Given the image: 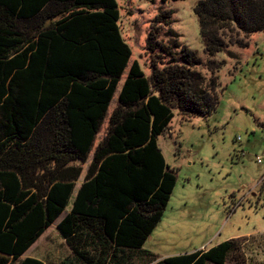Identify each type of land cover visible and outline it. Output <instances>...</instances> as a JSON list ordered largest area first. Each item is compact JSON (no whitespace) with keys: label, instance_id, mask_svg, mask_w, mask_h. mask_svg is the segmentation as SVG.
Returning a JSON list of instances; mask_svg holds the SVG:
<instances>
[{"label":"trees","instance_id":"obj_1","mask_svg":"<svg viewBox=\"0 0 264 264\" xmlns=\"http://www.w3.org/2000/svg\"><path fill=\"white\" fill-rule=\"evenodd\" d=\"M195 13L211 58L228 48L225 32H264V0H203ZM120 21L116 0H0V264H44L23 257L62 216L57 230L72 254L60 264L244 258L243 238L161 260L144 248L178 181L158 139L176 112L191 119L217 110L214 75L226 61L208 62L207 82L196 52L184 47L177 57L155 26L147 50L161 48L167 61L152 58L147 76L131 64Z\"/></svg>","mask_w":264,"mask_h":264},{"label":"rangeland","instance_id":"obj_2","mask_svg":"<svg viewBox=\"0 0 264 264\" xmlns=\"http://www.w3.org/2000/svg\"><path fill=\"white\" fill-rule=\"evenodd\" d=\"M116 1L123 38L133 53L131 64L138 62L147 76L152 73V58L167 61L161 48L153 53L147 50L155 26L159 28L157 40L171 47L177 57H181L184 47L196 52L202 61L196 70L207 82L213 77L208 62L226 61V66L214 75L218 77L217 110L205 118L191 119L176 112L170 129L158 139V146L178 181L162 221L144 248L161 260L243 238L248 243L239 264H264V32L249 37L237 30L225 32L228 48L211 58L195 13L203 0L167 4L161 0ZM246 44L248 47L242 48ZM122 84L109 114L117 106ZM107 128L108 119L95 149ZM91 159L92 156L82 165L83 176L77 188L84 181ZM71 208L72 202L67 212ZM62 218L23 258L60 264L71 256L57 230ZM227 264L235 263L229 260Z\"/></svg>","mask_w":264,"mask_h":264},{"label":"built area","instance_id":"obj_3","mask_svg":"<svg viewBox=\"0 0 264 264\" xmlns=\"http://www.w3.org/2000/svg\"><path fill=\"white\" fill-rule=\"evenodd\" d=\"M262 162V159L261 158H259V160H258V163H261Z\"/></svg>","mask_w":264,"mask_h":264},{"label":"crops","instance_id":"obj_4","mask_svg":"<svg viewBox=\"0 0 264 264\" xmlns=\"http://www.w3.org/2000/svg\"><path fill=\"white\" fill-rule=\"evenodd\" d=\"M236 239H238V238H236ZM232 240V239H231ZM229 241V240H228Z\"/></svg>","mask_w":264,"mask_h":264}]
</instances>
